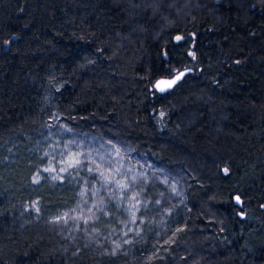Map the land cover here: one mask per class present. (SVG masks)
Instances as JSON below:
<instances>
[{"label":"trees","instance_id":"16d2710c","mask_svg":"<svg viewBox=\"0 0 264 264\" xmlns=\"http://www.w3.org/2000/svg\"><path fill=\"white\" fill-rule=\"evenodd\" d=\"M0 264H264V0H0Z\"/></svg>","mask_w":264,"mask_h":264},{"label":"snow or ice","instance_id":"6c2138e0","mask_svg":"<svg viewBox=\"0 0 264 264\" xmlns=\"http://www.w3.org/2000/svg\"><path fill=\"white\" fill-rule=\"evenodd\" d=\"M175 39H176L177 41H180V40L182 39V37H181V36H176ZM189 55H192L193 58H195V56H194L193 53H189ZM189 71H191L190 68H186V69H180V68H177V69L174 70V75H173L171 78H169V79H161V80L157 81V82L153 85V87H154L155 89H157L158 91H160V92H165V91H167L168 89H171V88H172L174 85H176L180 80H182L183 77H184ZM161 116H163V113H161ZM113 147H115V146H113ZM117 154H119V150H117ZM64 163H65L68 167H75V166L80 165L81 162H80V160H79V156H78L77 154H72V155H70V156L68 157L67 160L64 161ZM65 170H66L65 168H61V169H59V171H65ZM88 170H89L90 172L92 171L91 168H89ZM97 170L99 171V175H100V177H102L103 180L105 181V184H108V183H114L115 186H116L118 189L122 190V191H127V189L130 187L128 184L125 183V180H124L123 178H122V179H115L114 176L111 177V178H110L109 176H106L105 173H104V171H102V170L99 169V165H97ZM43 171H45V172H56L57 169H56L54 166H49V167L43 169ZM129 171H130V170H129ZM116 172H119V169H116ZM224 172H225V174H227V173H228V169L225 168V169H224ZM57 178H58V176H56V175H53V176H52V179H53V180H55V179H57ZM133 179H135V178L133 177ZM33 182H34V183H38V182H39V173L37 174V177H34V178H33ZM82 195H83V193H82ZM137 195H138V194H136V193L131 194V196H130V202H131V201H136V203L138 204L139 201H137ZM235 200H236V203H237V204H242V203H243V202L240 200V197H239V196H236V197H235ZM37 210H38V209H37ZM137 210H138V208H137L136 204H132L131 208L128 209V211H130V212L132 213V220H133V222H135V212H136ZM65 215H67V214H65ZM241 215H243V214H241ZM85 222H87V221H85ZM179 230H181V229H178V231H179ZM125 242H127V241H125ZM116 246L119 247V244H117Z\"/></svg>","mask_w":264,"mask_h":264},{"label":"rangeland","instance_id":"374dc122","mask_svg":"<svg viewBox=\"0 0 264 264\" xmlns=\"http://www.w3.org/2000/svg\"><path fill=\"white\" fill-rule=\"evenodd\" d=\"M49 166H54L57 171L56 172H48L50 175H58L59 173H61L62 171H59V169L62 168V159H61V155H58V157H54V158H51L50 160V163H49ZM48 166V167H49Z\"/></svg>","mask_w":264,"mask_h":264},{"label":"water","instance_id":"95a60500","mask_svg":"<svg viewBox=\"0 0 264 264\" xmlns=\"http://www.w3.org/2000/svg\"><path fill=\"white\" fill-rule=\"evenodd\" d=\"M16 39H17L16 36H14V37L12 38V40H16ZM9 46H10V42L6 43V47H7V49H8ZM189 72H191V71H189ZM189 72H188V73H189ZM169 78H171V77H162V78H159L158 80H156V82L159 81V80H161V79H169ZM156 82H155V83H156ZM174 86H175V85H174ZM174 86H173V87H174ZM173 87H172V88H173ZM172 88H171V89H172ZM171 89H168L167 91H169V90H171ZM165 92H166V91H165ZM236 196H239V197H240L239 194H235V195H234V198H233L234 203H235L239 208H242V207H243V203H242V204H237V203H236V200H235V197H236ZM240 200L243 202V199H242L241 197H240ZM241 214H243V212L240 210V211H239V215H240V217H243L244 214H243V215H241Z\"/></svg>","mask_w":264,"mask_h":264}]
</instances>
